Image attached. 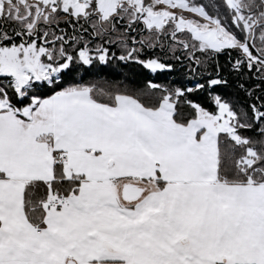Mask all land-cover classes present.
<instances>
[{
	"label": "snow or ice",
	"instance_id": "obj_1",
	"mask_svg": "<svg viewBox=\"0 0 264 264\" xmlns=\"http://www.w3.org/2000/svg\"><path fill=\"white\" fill-rule=\"evenodd\" d=\"M0 264H264V0H0Z\"/></svg>",
	"mask_w": 264,
	"mask_h": 264
}]
</instances>
